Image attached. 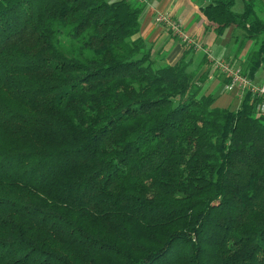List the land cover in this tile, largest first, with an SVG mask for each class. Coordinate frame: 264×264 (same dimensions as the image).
<instances>
[{
  "label": "trees",
  "instance_id": "16d2710c",
  "mask_svg": "<svg viewBox=\"0 0 264 264\" xmlns=\"http://www.w3.org/2000/svg\"><path fill=\"white\" fill-rule=\"evenodd\" d=\"M212 0L255 43L264 0ZM137 0H0V264H264V114L152 57Z\"/></svg>",
  "mask_w": 264,
  "mask_h": 264
},
{
  "label": "crops",
  "instance_id": "0c3cea01",
  "mask_svg": "<svg viewBox=\"0 0 264 264\" xmlns=\"http://www.w3.org/2000/svg\"><path fill=\"white\" fill-rule=\"evenodd\" d=\"M211 1L147 0L140 16L139 37L149 47L152 57L160 63L175 65L185 59L189 63L190 71H198L197 79L204 80L205 91L216 97L215 107L238 110L245 93L238 88L231 90L227 88L228 79L209 64L204 49L209 51L214 59L229 62L233 67L243 70L247 66L255 43L244 40L242 32L236 27H230L222 36H218L215 26H211L202 13V9ZM157 13L169 14L180 20L185 33L201 48H187L170 31L156 25ZM261 69L253 79L258 85L264 84V65Z\"/></svg>",
  "mask_w": 264,
  "mask_h": 264
},
{
  "label": "built area",
  "instance_id": "2783aa9c",
  "mask_svg": "<svg viewBox=\"0 0 264 264\" xmlns=\"http://www.w3.org/2000/svg\"><path fill=\"white\" fill-rule=\"evenodd\" d=\"M132 1V0H129ZM141 4H146L147 0H137ZM155 23L158 26L164 27L170 31L174 37L179 39L187 48L200 49L199 44L190 38L184 31L182 22L169 14L157 13ZM209 64L226 79H228V89L238 88L245 94H251L253 98L260 100L258 110L264 114V84L258 85L249 77L244 75L239 68L233 67L229 62L216 60L212 57L209 51L205 50Z\"/></svg>",
  "mask_w": 264,
  "mask_h": 264
},
{
  "label": "rangeland",
  "instance_id": "374dc122",
  "mask_svg": "<svg viewBox=\"0 0 264 264\" xmlns=\"http://www.w3.org/2000/svg\"><path fill=\"white\" fill-rule=\"evenodd\" d=\"M233 10H234V12L235 13H242L243 12V10H244V3H243V0H237L236 1V5H235V7L233 8ZM264 10V9H263ZM260 17L262 18V19H264V11H262L261 13H260ZM209 62V61H208ZM264 65V64H263ZM261 71H262V69H261Z\"/></svg>",
  "mask_w": 264,
  "mask_h": 264
}]
</instances>
